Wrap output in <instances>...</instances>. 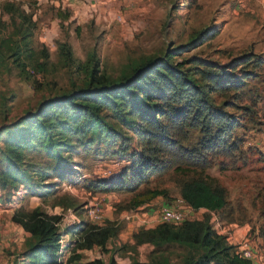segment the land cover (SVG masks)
<instances>
[{"label":"rangeland","instance_id":"rangeland-1","mask_svg":"<svg viewBox=\"0 0 264 264\" xmlns=\"http://www.w3.org/2000/svg\"><path fill=\"white\" fill-rule=\"evenodd\" d=\"M70 3L73 0H0V243L9 233L17 232L10 224L12 217L35 209L60 214L66 225L76 218L119 227L104 246L79 249L80 258L73 262H107L114 256L118 264H130L148 260L153 250L158 251L155 258L163 264H182L196 256L193 249L182 245L157 249L148 244L133 246L134 233L154 225L160 203L171 205L179 197L182 173L155 176L132 192H93L88 187L129 169L139 157L141 147L130 129L138 118L126 113L116 118L103 110L99 119L74 125L81 131L78 136L58 133L30 140L26 124L16 123V119L43 100L85 86L96 62L101 79L117 81L148 57H161L199 31L215 28L216 36L196 47L187 46L173 61L197 59L224 66L233 76L248 73L246 86L235 102L251 106L252 111L226 106L224 101L231 99L232 92L227 96L211 94L217 109L230 114L232 136L242 139L243 149L237 158L226 160L225 169L220 165L222 158L217 157L216 164L206 170L226 188L231 206L230 216L212 213L209 222L237 247L248 239L256 251V264H264V0H74L75 7ZM66 11H71L70 17L61 20L58 14ZM63 44L69 46V58L62 52ZM244 55L251 58L244 65L246 70L234 67ZM257 59L261 63L254 66ZM14 135L20 148L11 146ZM201 137L199 130L189 129L183 143L188 148L198 147ZM126 138L129 147H125ZM14 152L18 160L13 170L8 157ZM145 189L166 193L134 206L133 198ZM96 202L102 206L99 223L88 215L90 205ZM129 212H133L130 221L124 218ZM204 213L195 210L191 220L203 219ZM20 233L18 238H24ZM63 238L64 244L68 240ZM8 246L13 247L11 253L23 248L13 241ZM60 246L61 257L71 255L70 248ZM0 260H5L3 254ZM17 261L14 256L6 264Z\"/></svg>","mask_w":264,"mask_h":264},{"label":"trees","instance_id":"trees-1","mask_svg":"<svg viewBox=\"0 0 264 264\" xmlns=\"http://www.w3.org/2000/svg\"><path fill=\"white\" fill-rule=\"evenodd\" d=\"M70 15L71 11L58 14L61 20H67ZM217 33L215 28L212 31L203 29L186 44L168 49L163 56L148 57L117 81L101 79L96 62L85 86L74 87L70 92L39 102L33 111L17 117L16 123L26 124L30 140L50 138L58 133L78 136L81 131L74 125L93 117L99 119L103 110L116 118L123 113L129 118H138L137 124L131 125L130 129L141 147L139 157L129 169L111 179L89 183L88 187L93 192H132L155 176L170 171L182 173L184 178L178 183V198L194 210L205 213L201 220L141 227L133 235V246L148 244L157 249L175 244L193 249L196 256L187 258L182 264H254L237 253V246L229 243L227 236L218 234L211 227L210 215L217 213L220 217H228L231 206L226 188L206 173L216 164L215 158H222L220 165L225 169L226 160L237 158L243 149L242 139L232 136L234 121L230 114L217 109L211 94L227 96L232 92L231 99L224 101L226 106L252 111L251 106L235 102L246 86L248 73L233 76L224 66L197 59L173 61V57L184 52L187 46L201 45ZM68 48L67 44L62 45V52L69 58ZM42 52L47 56L44 49ZM250 59L244 55L240 61H233V66L246 70L244 65ZM260 63L257 59L253 64L258 66ZM186 64L189 66L185 67ZM20 70L23 71V66ZM142 104H150L153 108L147 109ZM189 129L201 132L198 147L184 145ZM10 143L14 149L21 147L15 135L10 138ZM124 144L129 147L130 140L126 138ZM14 153L8 157V166L13 170L18 160ZM165 193L163 189H145L133 198L132 204L138 206ZM12 221L28 233L26 248L19 253L21 264H64L60 260L63 253L60 241L65 236L68 241L64 248L71 249L65 263L68 264L80 258L79 249L104 246L119 230L110 222L100 226L85 219L60 229V214L35 209L12 217ZM157 252L153 250L146 261L132 260L130 264H163L155 258ZM84 264L118 263L113 256L107 262L94 259Z\"/></svg>","mask_w":264,"mask_h":264},{"label":"built area","instance_id":"built-area-1","mask_svg":"<svg viewBox=\"0 0 264 264\" xmlns=\"http://www.w3.org/2000/svg\"><path fill=\"white\" fill-rule=\"evenodd\" d=\"M117 20H120L121 17L119 15L115 16ZM159 215L156 217L153 222L155 224L159 223H168V224H179L185 220H191L192 212L195 210L191 207H189L181 198L175 199L173 204L164 206H159ZM88 215L92 221L95 223H99L102 220V206L98 202L93 203L90 205L88 209ZM133 216V212L126 213L124 215V218L128 221L131 220ZM77 221V222H76ZM78 219L75 218V220H72L69 224H64L63 221H60L58 223V226L60 229H63L66 226H70L74 223H78ZM68 240V238H67ZM63 239L60 241L62 247H65L67 245V242L63 244ZM237 253L244 259L250 260L252 263L256 264L255 262V255L256 251H254V246L251 244V242L248 239H245L242 243L239 244L237 247ZM66 257H60V260L65 264L66 263ZM68 264H81L77 261H72Z\"/></svg>","mask_w":264,"mask_h":264},{"label":"crops","instance_id":"crops-1","mask_svg":"<svg viewBox=\"0 0 264 264\" xmlns=\"http://www.w3.org/2000/svg\"><path fill=\"white\" fill-rule=\"evenodd\" d=\"M65 5L68 6V3L65 4V2H63V6H65ZM69 5H71L73 7L76 6V4L74 3V0H73V4L70 3ZM161 205L164 206L165 204L164 203H160L159 206H161ZM10 222H11L10 224L12 225V229L16 230L17 232H16V234L15 233H9L8 235H6L4 237L5 239L0 243V257H1V254H3V257L5 258L4 261L0 260V264H6V262L11 263L12 258H14V256L17 257V259H18V261L15 262L14 264H21L22 261H19L20 260L19 253H21L26 248V243H27V240H28V233L24 232L22 230V228L17 223L12 222V221H10ZM19 232H21L22 235H24V238H18ZM17 239H18V242L16 241ZM20 240H23L22 243L21 242L19 243ZM11 241L16 242V245L18 247L23 246L22 250L19 253H11L13 247H9L8 246ZM8 252H10V254ZM8 259H9V261H7Z\"/></svg>","mask_w":264,"mask_h":264}]
</instances>
